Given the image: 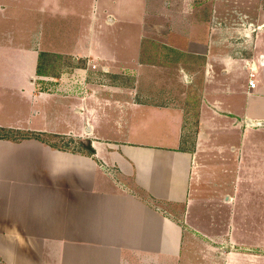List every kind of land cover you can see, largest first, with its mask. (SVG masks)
I'll list each match as a JSON object with an SVG mask.
<instances>
[{"label": "crops", "instance_id": "1", "mask_svg": "<svg viewBox=\"0 0 264 264\" xmlns=\"http://www.w3.org/2000/svg\"><path fill=\"white\" fill-rule=\"evenodd\" d=\"M184 1L0 0V264H197L203 245L264 264V127L246 123L264 121V44L218 54ZM173 18L193 40L167 39ZM86 19L136 30L126 61L79 39ZM178 82L212 103L192 146Z\"/></svg>", "mask_w": 264, "mask_h": 264}, {"label": "rangeland", "instance_id": "2", "mask_svg": "<svg viewBox=\"0 0 264 264\" xmlns=\"http://www.w3.org/2000/svg\"><path fill=\"white\" fill-rule=\"evenodd\" d=\"M170 5L168 8L173 9L175 5L179 7L181 5L180 10L182 11V0L177 4H175L176 0H169ZM186 6L188 8V12L191 13L189 15V21L192 20L193 27L201 26L203 33H207L208 36L211 34L213 40H218L217 52L218 54H224L226 51H230L232 55L237 56H247L249 52L246 47H252V45L264 44V0H186ZM126 4V0H119L117 3L116 8H124L123 5ZM109 7H114L112 5H108ZM134 6V5H133ZM107 8V7H105ZM101 9V8H100ZM125 18H128L129 15L125 14ZM176 28L171 30V33L167 37L173 43H183V36L193 40L191 34L188 36V33H183L182 29L178 27V23H176V19L173 18ZM76 27V34L81 39L82 37L86 40L91 37V41L95 43H100L102 47L105 49L106 57L118 61V63L126 61L125 57L131 52L133 45L131 42L135 37L136 30L133 29L128 32L118 30L117 28L112 27H103L102 29H96L92 33H88L89 23L88 20L79 21L77 23L74 22ZM248 26L252 27L253 31H248ZM257 29H261L258 31ZM163 30V29H161ZM150 35L154 38L153 32H148L147 35ZM158 34V33H156ZM165 34V32H163ZM148 35V36H149ZM159 37L162 34H158ZM187 35V36H185ZM193 35V34H192ZM131 38V39H130ZM228 45L227 48L221 46ZM192 52L197 53V56H201L204 52V48L200 46L190 45L188 46V55H194ZM259 54H264V51H260ZM195 56V55H194ZM264 59V57H263ZM194 60L191 58H187V66L194 67ZM56 64L57 68L59 69L60 66H63L62 63L55 62L52 65V68ZM51 68V69H52ZM62 68V67H60ZM65 70V68H62ZM57 71V70H56ZM51 70V73H56ZM145 86L143 88H148L151 86H146V81L143 82ZM202 84L201 85H192V86H183L181 82H178L176 85V90L185 95L189 100L186 104L183 105L181 103L180 106L186 110V115L188 116V127H187V139H188V146L194 145V139L197 135V114H199V107L206 106L207 109L212 106V103L206 100H209V96L204 97L202 92ZM196 91H195V90ZM79 115L77 113H71L68 117L70 123L74 125H78ZM62 147H67L68 150L72 151H82V148L78 144L72 143V145H67V141L61 140ZM176 208V207H175ZM179 209V208H178ZM195 241H191V249L195 246ZM204 252V256L201 257L202 260L200 262L196 261L197 264H227V255L228 249H226L225 256H218L215 254L217 253L216 249L208 248L207 246L203 245L202 249ZM239 257V259H238ZM234 261L236 263L242 264L243 263V256L236 253L234 255ZM238 259V260H237ZM189 264H195V262H189ZM235 263V264H236ZM246 263H248L246 261ZM253 264H259V262H253Z\"/></svg>", "mask_w": 264, "mask_h": 264}, {"label": "trees", "instance_id": "3", "mask_svg": "<svg viewBox=\"0 0 264 264\" xmlns=\"http://www.w3.org/2000/svg\"><path fill=\"white\" fill-rule=\"evenodd\" d=\"M79 145L81 146V148L85 149L89 155L94 154V151H93V149L90 147V144H89V143H87V144H83V143L80 142Z\"/></svg>", "mask_w": 264, "mask_h": 264}, {"label": "water", "instance_id": "4", "mask_svg": "<svg viewBox=\"0 0 264 264\" xmlns=\"http://www.w3.org/2000/svg\"><path fill=\"white\" fill-rule=\"evenodd\" d=\"M248 125H252V126H260V127H264V121L263 122H257V123H250V122H246Z\"/></svg>", "mask_w": 264, "mask_h": 264}, {"label": "built area", "instance_id": "5", "mask_svg": "<svg viewBox=\"0 0 264 264\" xmlns=\"http://www.w3.org/2000/svg\"><path fill=\"white\" fill-rule=\"evenodd\" d=\"M260 58L263 59V56H261ZM249 86L250 88H254L255 84L253 83V81H249Z\"/></svg>", "mask_w": 264, "mask_h": 264}]
</instances>
